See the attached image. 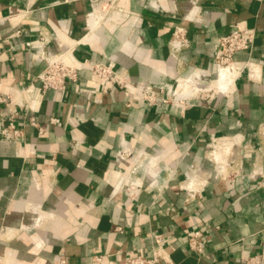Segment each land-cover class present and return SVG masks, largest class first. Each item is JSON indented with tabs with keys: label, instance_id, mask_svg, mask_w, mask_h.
<instances>
[{
	"label": "crops",
	"instance_id": "0c3cea01",
	"mask_svg": "<svg viewBox=\"0 0 264 264\" xmlns=\"http://www.w3.org/2000/svg\"><path fill=\"white\" fill-rule=\"evenodd\" d=\"M118 4L125 15L98 22L88 0H0V117L18 112L21 131L0 135V264L264 258V0ZM179 22L189 42L172 53ZM244 28L254 46L234 58L248 64L220 72L218 37ZM68 46L78 79L37 92L45 57ZM84 60L112 62L128 87ZM184 81L208 90L169 98Z\"/></svg>",
	"mask_w": 264,
	"mask_h": 264
},
{
	"label": "built area",
	"instance_id": "2783aa9c",
	"mask_svg": "<svg viewBox=\"0 0 264 264\" xmlns=\"http://www.w3.org/2000/svg\"><path fill=\"white\" fill-rule=\"evenodd\" d=\"M70 2L74 0H63ZM91 6L90 15L97 19L98 22L109 20L114 15L124 14L119 6V0H88ZM257 31L254 28H244L231 30L228 33L222 34L218 37L215 47L214 62L219 69L230 67L235 71H243V68L248 62L243 65H238L235 60V54L239 51H250L254 46V41ZM187 27L183 22L174 25L171 39L172 53L179 52L182 48L188 45ZM74 48L68 46L62 48L54 55L45 57L46 65L44 69L38 74L40 86L37 92L43 93L46 90L63 91L67 88L68 81H75L78 79V68L72 65L69 59L73 58ZM82 66L91 70L94 77L100 80L113 79L119 84L128 87L127 83L119 77L115 65L112 62H91L84 60ZM144 97L150 102L155 103L157 100L158 92L149 88L144 91ZM166 97V96H165ZM169 99V98H168ZM168 99H165L167 101ZM0 100H6L0 98ZM18 112L11 110L10 116L6 119L0 117V135L5 139H17L21 135L20 129L17 127L15 117ZM52 121L59 123L58 119L54 118ZM33 125L36 124L34 118L31 119ZM264 186V173L260 182ZM134 195L136 192H131ZM201 232H191L188 237V244L191 250L195 252H202ZM156 241H159L158 236H155ZM162 261L163 264H175L168 256L155 251L151 256L144 254H137L126 258L124 264H157ZM65 264V260H62ZM242 264H264L263 255L255 253L246 256L242 259Z\"/></svg>",
	"mask_w": 264,
	"mask_h": 264
},
{
	"label": "rangeland",
	"instance_id": "374dc122",
	"mask_svg": "<svg viewBox=\"0 0 264 264\" xmlns=\"http://www.w3.org/2000/svg\"><path fill=\"white\" fill-rule=\"evenodd\" d=\"M177 87L179 88L178 89V92H175V91H177L175 89L171 94L169 93V98L170 97L178 96V94H180V92L186 91V90H189V89H193L194 87L195 88L193 90H195V89H201V88L197 87V85H195L193 83H190V82H186V81L181 82V83H178V86ZM203 90H205V92H206L208 90V87L202 88V92H203Z\"/></svg>",
	"mask_w": 264,
	"mask_h": 264
},
{
	"label": "bare ground",
	"instance_id": "6f19581e",
	"mask_svg": "<svg viewBox=\"0 0 264 264\" xmlns=\"http://www.w3.org/2000/svg\"><path fill=\"white\" fill-rule=\"evenodd\" d=\"M224 69H226V70H227V67H225V68H222V69L220 70V72H221L222 70H224ZM227 71H228V70H227ZM219 74H220V73H219ZM196 85H197V84H196ZM197 87H199V88H200V87H201V84H198V85H197ZM194 88H195V87H194ZM201 89H202V88H201Z\"/></svg>",
	"mask_w": 264,
	"mask_h": 264
}]
</instances>
